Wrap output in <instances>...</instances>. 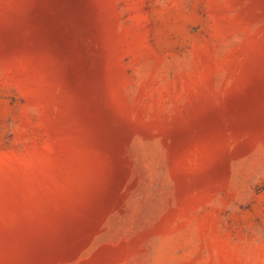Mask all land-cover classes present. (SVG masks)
Returning a JSON list of instances; mask_svg holds the SVG:
<instances>
[{
	"label": "rangeland",
	"instance_id": "1",
	"mask_svg": "<svg viewBox=\"0 0 264 264\" xmlns=\"http://www.w3.org/2000/svg\"><path fill=\"white\" fill-rule=\"evenodd\" d=\"M0 264H264V0H0Z\"/></svg>",
	"mask_w": 264,
	"mask_h": 264
}]
</instances>
